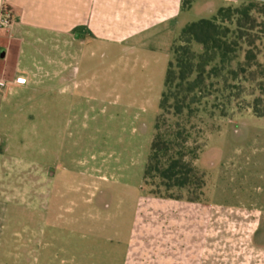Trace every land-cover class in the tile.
Segmentation results:
<instances>
[{
    "label": "rangeland",
    "instance_id": "rangeland-1",
    "mask_svg": "<svg viewBox=\"0 0 264 264\" xmlns=\"http://www.w3.org/2000/svg\"><path fill=\"white\" fill-rule=\"evenodd\" d=\"M248 1L264 10L218 0ZM208 2L163 24L112 9L95 30L76 25L28 50L23 84L0 90V264H129L162 220L211 223L195 228L202 264L241 253L264 264V119L251 109L231 105L210 123L195 162L206 179L200 203L159 200L143 184L173 47L187 24L215 16Z\"/></svg>",
    "mask_w": 264,
    "mask_h": 264
},
{
    "label": "trees",
    "instance_id": "trees-1",
    "mask_svg": "<svg viewBox=\"0 0 264 264\" xmlns=\"http://www.w3.org/2000/svg\"><path fill=\"white\" fill-rule=\"evenodd\" d=\"M245 97L253 99L248 103ZM231 105L234 112L251 109L264 119V10L258 2L219 8L212 19L181 30L143 174L152 197L201 202L206 179L195 162L210 123L226 118Z\"/></svg>",
    "mask_w": 264,
    "mask_h": 264
},
{
    "label": "crops",
    "instance_id": "crops-1",
    "mask_svg": "<svg viewBox=\"0 0 264 264\" xmlns=\"http://www.w3.org/2000/svg\"><path fill=\"white\" fill-rule=\"evenodd\" d=\"M209 1L208 3L216 4L213 7L216 11L230 6L226 2L222 5L218 0ZM258 1L264 2V0ZM182 2L183 0H0V16L4 11L10 17L9 26L6 29L0 27V83H3L0 90L6 86H20L15 82L30 73L22 64L25 55L28 54V50H35L43 38L50 39L57 35L70 37L76 25L86 24L87 26L90 23H97L92 26L95 30L99 23L112 21L109 13L112 9H115L119 19L126 16L125 18L132 23L151 20L153 23L163 24L174 21L180 16L184 10L181 7ZM136 30L137 28L128 33H121L117 41L127 40L135 34ZM47 46L50 48L53 46L50 40ZM2 52L3 57H1ZM162 221L158 225H150L152 229L161 227L164 232L153 230L149 237V244L147 243L144 247V253H139L140 249L135 250V254L131 251L127 262L129 264H202L204 258L197 257L198 247L195 245L199 246L198 244H201L204 239L201 240L195 234V228L203 227L201 231L205 232L211 229L209 228L211 223L195 226L192 222L185 224L174 222L167 225L163 224L165 220ZM197 237L199 242L198 240L196 242ZM203 237L207 235L204 233ZM185 238L190 242L185 243ZM204 253L205 251L200 250V254L204 255ZM241 254L235 258L223 257L218 260L219 264H232L234 259H237V263L239 261L240 264L247 263L242 260ZM206 263L218 264L216 260L206 261Z\"/></svg>",
    "mask_w": 264,
    "mask_h": 264
},
{
    "label": "built area",
    "instance_id": "built-area-1",
    "mask_svg": "<svg viewBox=\"0 0 264 264\" xmlns=\"http://www.w3.org/2000/svg\"><path fill=\"white\" fill-rule=\"evenodd\" d=\"M0 24L2 26H8L9 25V20L7 18H0ZM17 85H22L23 83L21 81H16L15 82ZM0 86H3V83H0Z\"/></svg>",
    "mask_w": 264,
    "mask_h": 264
},
{
    "label": "water",
    "instance_id": "water-1",
    "mask_svg": "<svg viewBox=\"0 0 264 264\" xmlns=\"http://www.w3.org/2000/svg\"><path fill=\"white\" fill-rule=\"evenodd\" d=\"M3 56H4V53L2 52V53H1V57H3Z\"/></svg>",
    "mask_w": 264,
    "mask_h": 264
}]
</instances>
